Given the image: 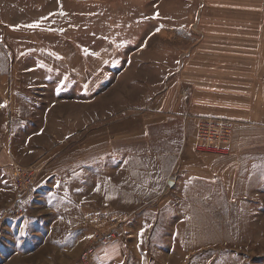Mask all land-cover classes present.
I'll return each mask as SVG.
<instances>
[{
	"label": "rangeland",
	"instance_id": "rangeland-1",
	"mask_svg": "<svg viewBox=\"0 0 264 264\" xmlns=\"http://www.w3.org/2000/svg\"><path fill=\"white\" fill-rule=\"evenodd\" d=\"M76 47L95 91L69 87L58 102L33 69L57 72L47 53ZM206 52L236 57L226 67L248 91L257 84L250 121L230 120L231 146L202 153L222 171L150 204H111L104 180L120 158L105 148L151 95L173 91L172 73L205 68ZM260 84L264 0H0V264H264ZM87 99L94 123L60 138L64 118L82 122L73 101Z\"/></svg>",
	"mask_w": 264,
	"mask_h": 264
},
{
	"label": "crops",
	"instance_id": "crops-1",
	"mask_svg": "<svg viewBox=\"0 0 264 264\" xmlns=\"http://www.w3.org/2000/svg\"><path fill=\"white\" fill-rule=\"evenodd\" d=\"M76 49L60 51L61 48L51 54L46 52L57 61L59 67L55 70L57 72L48 73V67L33 69V75H49L45 79L47 84L51 83L53 87V83H56L52 91L57 92L54 97L58 102L61 101L62 92L69 87L70 90L72 88L83 93L86 92L85 88L91 90L87 93L95 91L96 83L90 85L89 78L87 83L85 81L84 77L89 76L90 72L89 69L84 70L81 67L79 50L77 47ZM204 59L207 60L202 66L205 68L199 67V73L190 67H186L178 75L176 72L172 73L170 76L173 78L168 81L172 83L170 89L173 91L167 90L161 95L159 92L151 95L150 110L135 116L130 128L125 126L119 137V146L114 140L115 143L111 141L112 145L105 148L115 160L118 156L120 158L119 169L110 166V175L104 180V195L107 200L110 199L111 204H150L167 195L168 190L180 186L187 188L189 184L207 181L210 176L222 171L223 166L218 157L209 159L207 163L201 159L202 153L197 151L198 120L226 118L233 122L248 123L251 117L250 108L257 102L254 96L257 84L248 91L250 85L241 83L239 76L234 77L235 70L226 67L225 60H235L236 57L206 52ZM262 91L264 85L260 84L259 98H262ZM73 107L75 109L80 107L82 122L79 127L75 126L79 111L75 119L70 121V125L64 118L60 127L62 139L77 138L82 134L80 131L89 129V124L94 123L92 119L97 115L95 103L91 99L73 101ZM245 107L248 111L240 114L239 110ZM109 108L108 111L111 112ZM57 114L64 115L59 112ZM49 115L50 111L47 108L43 117L48 118ZM128 166L131 168L125 173L123 168L126 169Z\"/></svg>",
	"mask_w": 264,
	"mask_h": 264
},
{
	"label": "built area",
	"instance_id": "built-area-1",
	"mask_svg": "<svg viewBox=\"0 0 264 264\" xmlns=\"http://www.w3.org/2000/svg\"><path fill=\"white\" fill-rule=\"evenodd\" d=\"M234 134V125L230 120L201 118L198 120L196 130L197 151L204 154L224 153L231 146ZM115 238V234L110 233L103 236L102 241L112 242ZM91 252L92 249H89L85 257L88 258Z\"/></svg>",
	"mask_w": 264,
	"mask_h": 264
},
{
	"label": "snow or ice",
	"instance_id": "snow-or-ice-1",
	"mask_svg": "<svg viewBox=\"0 0 264 264\" xmlns=\"http://www.w3.org/2000/svg\"><path fill=\"white\" fill-rule=\"evenodd\" d=\"M28 27L35 28V27H38V25L37 24H33V25H29Z\"/></svg>",
	"mask_w": 264,
	"mask_h": 264
}]
</instances>
